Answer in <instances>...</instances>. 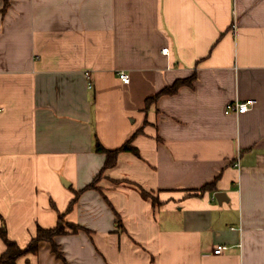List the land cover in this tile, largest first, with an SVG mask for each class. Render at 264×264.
I'll list each match as a JSON object with an SVG mask.
<instances>
[{
    "label": "crops",
    "instance_id": "obj_1",
    "mask_svg": "<svg viewBox=\"0 0 264 264\" xmlns=\"http://www.w3.org/2000/svg\"><path fill=\"white\" fill-rule=\"evenodd\" d=\"M9 2L0 230L26 248L59 214L82 228L54 239L63 259L47 242L18 264H264V0ZM179 80L190 83L148 105ZM96 139L109 150L132 140L139 155L83 191L106 164Z\"/></svg>",
    "mask_w": 264,
    "mask_h": 264
},
{
    "label": "trees",
    "instance_id": "obj_2",
    "mask_svg": "<svg viewBox=\"0 0 264 264\" xmlns=\"http://www.w3.org/2000/svg\"><path fill=\"white\" fill-rule=\"evenodd\" d=\"M10 0H5L6 5H5V11L9 7V2ZM190 83L189 81H184V80H179L177 81L174 86L172 87H167L159 93L156 96L150 97L148 99V105L155 103L159 98L165 97V95H176L181 88L184 86L188 85ZM95 150L97 154L104 155L106 160H105V166L102 170V172L96 177V180L91 184V186L87 187L83 191H91V190H99L97 185L102 181V177L106 173L107 170L113 169L117 167L118 165V160L121 154L123 153H132L135 156L139 155V150L137 148L132 147V140L128 141L124 145L121 146V149L117 150H109L107 148H104L102 144L96 139L95 142ZM216 184L217 182H213L211 185H206L205 187L201 188L196 194L202 195L204 193H213L216 190ZM141 192L143 193L144 198L146 199H152L153 198V203L158 204V200L154 198L150 193L144 191L141 189ZM81 195V192L76 193V199L70 204L69 206V212L73 210V207L77 204V201L79 200V197ZM65 214H59L58 222H57V227L52 228V229H44L39 227L37 230V233L35 237L32 238V242L26 247L22 248L18 242L16 243L15 241H12L9 239L6 227L3 226L2 229L0 230V238L2 241H4L6 245V250L5 252L0 256V264H18V261L26 256L29 255H36L39 252L40 245L42 243H47L50 242L53 245V253L58 256L59 259H63V256L59 253V248L55 244V238L62 237V236H67V235H77L82 228L79 225H74L67 223L65 221Z\"/></svg>",
    "mask_w": 264,
    "mask_h": 264
},
{
    "label": "built area",
    "instance_id": "obj_3",
    "mask_svg": "<svg viewBox=\"0 0 264 264\" xmlns=\"http://www.w3.org/2000/svg\"><path fill=\"white\" fill-rule=\"evenodd\" d=\"M163 54L167 55L168 54V49H163ZM86 77H87V80H88V87L93 89V81H92V72L88 71L86 72ZM119 77H120V80L121 82L124 84V85H129L130 82H131V76L128 72H125V71H121L119 73ZM256 103L254 101H249V102H237L235 103L234 105H229L227 107V110L228 112H235L236 114L238 115H241V114H245L247 113L248 111H250L251 107H253ZM235 167L237 169H240L241 168V159L240 157H238V161L235 165ZM225 251H227V248L226 247H218L217 249H215V254L216 255H222Z\"/></svg>",
    "mask_w": 264,
    "mask_h": 264
},
{
    "label": "water",
    "instance_id": "obj_4",
    "mask_svg": "<svg viewBox=\"0 0 264 264\" xmlns=\"http://www.w3.org/2000/svg\"><path fill=\"white\" fill-rule=\"evenodd\" d=\"M216 199L219 202L220 205H222L224 202H226V195L224 193H218L216 194Z\"/></svg>",
    "mask_w": 264,
    "mask_h": 264
}]
</instances>
